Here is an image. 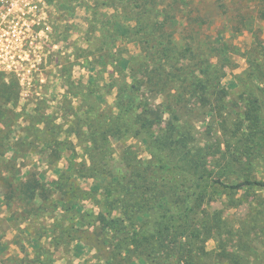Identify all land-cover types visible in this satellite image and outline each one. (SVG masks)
Segmentation results:
<instances>
[{"label": "trees", "instance_id": "16d2710c", "mask_svg": "<svg viewBox=\"0 0 264 264\" xmlns=\"http://www.w3.org/2000/svg\"><path fill=\"white\" fill-rule=\"evenodd\" d=\"M102 7L114 13L104 14L106 41L96 53L121 76L114 104H88L98 99L93 90L86 106L68 104L65 115L76 117L68 123L31 114L16 153L39 155L56 178L31 172L14 195L40 202L30 215L54 220L51 246L88 247L95 264H264V42L248 50L232 99L223 80L236 48L203 34L208 9L241 33L247 22L264 21V0H106ZM125 43L139 51L128 55ZM126 130L150 135L151 158L133 146L114 150L112 137ZM83 179L92 180L88 189ZM222 194L232 198L212 208Z\"/></svg>", "mask_w": 264, "mask_h": 264}, {"label": "rangeland", "instance_id": "374dc122", "mask_svg": "<svg viewBox=\"0 0 264 264\" xmlns=\"http://www.w3.org/2000/svg\"><path fill=\"white\" fill-rule=\"evenodd\" d=\"M106 0H52L50 3L54 9L55 32L65 37L66 48L64 54L56 55L48 60L45 75L50 78L48 85L43 86L34 93H24L18 81L12 76H0V264H38L40 262L51 264H95V250L78 246L72 243L58 249L51 246L52 229L54 220L42 213L40 217L29 214L34 207L40 205L26 204L18 200L14 195L16 184L25 180L31 172L45 174L46 181L52 182L56 173L52 168L40 159L39 155L23 153L26 156L18 158L17 138L25 135L24 129L29 123L27 120L31 114L36 116L38 110L49 116L57 118L58 124L68 123L76 117L65 115L68 104L76 108L87 105L85 95L90 91H98L97 97H93L88 104L95 101L97 106L112 107L117 95V82L120 77L115 73L112 65L103 67L100 53L103 37L107 35L104 23L113 14L111 8H103L102 2ZM211 1L212 0H208ZM207 10V9H206ZM210 23L204 28V35L213 40L229 43L236 48L230 53V67L227 69L223 84L229 88L230 98L239 96L241 89L234 87L238 76L246 69V54L259 42H264V21L254 19L247 22L241 33H236L235 24L215 8L208 9ZM185 24V23H184ZM123 50L137 53L139 50L133 44H123ZM126 75V74H125ZM123 75V76H125ZM125 80L124 77H122ZM69 96H66L67 92ZM104 98H102V97ZM68 110V109H67ZM67 129V127H65ZM203 130V129H202ZM136 132L126 130L112 137L114 150L119 152L125 146H133L141 158H151L145 137L149 134L142 132L138 137ZM74 140V139H73ZM76 142V141H75ZM28 147L24 148L25 152ZM31 151V150H29ZM28 151V152H29ZM76 153L83 155L80 147ZM71 153H67L66 157ZM82 159L79 158V161ZM67 167V160H62L58 168ZM92 180H82V186L90 187ZM208 183L201 188L205 189ZM210 190V189H209ZM245 192L235 195L240 198ZM9 196V200L5 197ZM11 197V198H10ZM232 198V195L222 194L216 197L212 208H221V202ZM8 202V203H7ZM10 202V203H9ZM92 208L88 203L87 207ZM94 208V207H93ZM232 214H235L233 212ZM238 215L244 214L239 211ZM160 220L157 222L159 223ZM40 243V244H38ZM39 245L42 248H39ZM209 250L215 248V242L207 243ZM36 260V261H35Z\"/></svg>", "mask_w": 264, "mask_h": 264}, {"label": "built area", "instance_id": "2783aa9c", "mask_svg": "<svg viewBox=\"0 0 264 264\" xmlns=\"http://www.w3.org/2000/svg\"><path fill=\"white\" fill-rule=\"evenodd\" d=\"M54 16L49 0H0V74L15 77L24 93L48 85V60L64 54Z\"/></svg>", "mask_w": 264, "mask_h": 264}]
</instances>
